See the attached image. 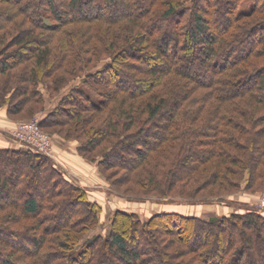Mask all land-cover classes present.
I'll return each instance as SVG.
<instances>
[{"label":"trees","instance_id":"trees-1","mask_svg":"<svg viewBox=\"0 0 264 264\" xmlns=\"http://www.w3.org/2000/svg\"><path fill=\"white\" fill-rule=\"evenodd\" d=\"M13 2L25 16L8 5L0 23V107L10 116L44 102L41 82L58 93L66 74L83 72L84 87L62 92L41 124H56L51 116L65 109L61 135L78 140L103 173L125 170L119 179L107 175L114 192L167 196L197 177L200 185L186 188L192 195L178 196L212 200L221 195L193 194L243 180L264 187V0H0ZM89 111L107 115L93 124L82 115ZM78 129L89 138L72 136ZM101 208L51 157L24 144L0 146V264H264V214L252 208L147 219L118 209L109 235L75 251Z\"/></svg>","mask_w":264,"mask_h":264},{"label":"rangeland","instance_id":"rangeland-1","mask_svg":"<svg viewBox=\"0 0 264 264\" xmlns=\"http://www.w3.org/2000/svg\"><path fill=\"white\" fill-rule=\"evenodd\" d=\"M57 1H60V0H57ZM191 1L192 0H187L189 5H190ZM39 2L42 3V0H37V3H39ZM106 3H107V0H106ZM8 5H11L14 8L13 11L18 13L17 14L18 19L25 16V14L20 12V7H19L20 5H18L16 2L0 3V23L4 22L8 18L6 16L7 14H5V12H4V11H7L11 7ZM155 10H156L155 14H160V2L156 5ZM2 14H5V15L2 16ZM25 22H26V24H25L26 26L33 25L31 21L25 20ZM9 25H11V24H9ZM218 27H220V26H217V28ZM39 31L40 30H38V33H40ZM42 36H46V35L42 34ZM9 37L10 36H8V38ZM195 45H197L196 40L194 41V46ZM195 51L197 52L196 46H195V50H193V55H195L194 54ZM109 59H111V58H110V55L108 54V56L103 61H101L98 64V66H96V68H93V70L98 69V67L101 68L103 63L108 61ZM21 68H24V66L18 67L17 71ZM76 72H74V74H69V75L66 74V77H65L66 80L61 85V91H59L60 93L59 92L56 93L55 91H52L51 90L52 88H49L48 85L46 84V82H41L39 87H40V89L44 95V102L43 103H39V102L33 103V101H32V102L28 103L26 105V107L24 106L25 107L24 110L20 111L18 114H14L11 116L7 112L8 118L17 121V125L12 130L13 138L18 140L16 130L18 129L21 122L31 121L33 119H38L40 121V129L51 137L52 146L56 145V141L60 142V143L71 142V141L78 143V140H76V139H66L65 137H63L61 135V132L64 129L68 128V124H58L57 120L58 119H60L62 121L69 120L68 118L70 115H69V113L65 112V109L64 110L61 109L58 111V113L51 116L52 119L54 121H56V122H54L56 124L50 125V126L46 125L44 127L41 124L42 120H44V118H46V117L48 118V114H50V112L53 109H57V107H59V105L61 104V97L63 95V94H61L62 92L66 93L68 91H71L75 87H82L83 86L81 81L83 79L84 74H83V72H78V71H76ZM1 78H4V77H1ZM46 80L51 82V80L48 78ZM85 89H86V94H88V96H91V98L95 102H97L101 99V97H100L101 94H99L97 91H95L91 88H89V89L85 88ZM5 97L6 98H8V97L12 98V95L8 93ZM18 97H15V99H18ZM31 105H32V107L38 106V105L39 106L43 105V109H39L34 114H28V109L30 108ZM64 105L66 107L71 106L70 102H66V103L64 102ZM5 108L7 110L6 106H5ZM101 114L102 115H95L94 112L89 111V112H84L82 115L84 117H87V118H93V124H96L100 121L101 116L105 118L107 115L106 112L101 113ZM51 117L49 119H51ZM71 135L72 136L76 135L79 137V139L80 138H82V139L89 138L86 136L87 134L84 133V130L72 132ZM68 140H70V141H68ZM19 142L21 144L25 145V143H23L21 141H19ZM98 151H100L99 148L92 150L90 152V154L91 155H97ZM77 155L81 159H84V160L91 162L92 164L96 165L95 162L90 161L86 157H84L78 151V149H77ZM46 156H48V155H46ZM54 163H55V161H54ZM57 166L60 170L65 169L62 167V164H60V163H57ZM96 167H97V165H96ZM94 168H95V166H94ZM158 169L160 170V167ZM97 170L99 172L98 175H100V176H98L97 181H95V180L91 181L89 177H86V176L83 177L82 175L79 174L80 180H82V179L86 180V185H85L86 187H83V188L87 191L91 200L96 201L102 208H101V211L99 213V220L97 221L96 226L94 228H91L90 230H88L86 236H84V238L80 241V243L76 247L75 251H77V252L80 251L81 245L83 244V242H85V240L91 239L98 234H100L104 237L106 235L110 234V232L112 230L111 229L112 224H113V215H114L115 211L118 209H123V210L128 211V212H136L142 219L149 218L155 212H159V211L161 212V211H167V210H176V211L181 212V213H185L188 215L189 214L190 215H198V216H201L203 218H208V217L213 216V215H223L221 212H222V210L224 211V209L226 210V211H224L225 212L224 214H230L231 212H236V211H245L246 208L247 209L252 208V209L257 210V211L264 214V208H262L260 206V202L264 198V187H263V185H258V187L256 185H253L251 188H247L246 180H243L241 185L238 187H233V188L230 187V188L225 189V190H221V189L219 190L218 187H216L214 185L211 186V184L210 185L208 184L205 187L200 188V190L197 191L198 193L195 192L193 194L195 196V198L203 197V196L206 197V196L212 195V194H214L215 196L221 195V196L216 197L215 199H212V200L211 199L210 200L209 199H201V198L200 199H188L185 197L178 196V195L186 196V194L188 196H191L192 194H188L186 192V191H188V189H186V188H187V186L189 187L191 184L194 187L196 185L197 186L200 185L201 178H199V177H197L198 179H197V181H195V183L191 182V184L184 185V187H180L183 184L180 182L176 186V188L174 189L173 193H171V195L161 196L160 194H158V191H152L150 193V195H146L147 193L145 192V190H146L145 188L141 189V188H133L132 187L133 190H131V193H130L132 196H124V195L118 194L116 191L114 192L113 185L111 184V181L108 180L107 175L113 174L114 179H119L123 174L126 173L125 170L115 168V169L107 170V171H105V173L100 171L98 169V167H97ZM130 171L131 170H129V172ZM136 172H140V175H142V176L147 175V172L145 170H142V169L137 170ZM76 175L77 174H75L73 176L78 177V175L77 176ZM212 180H213V178L211 179V181ZM71 181L73 182L74 179L73 180L71 179ZM79 185H80V183H79ZM89 185L90 186L92 185V187L90 188ZM131 185L134 186L133 184L118 183L119 189L123 190V191L128 190V188H131ZM261 186L263 187V189ZM143 195H145V196H143ZM227 209H229V211ZM234 209H237V210H234ZM79 216H77V217H79ZM77 217H75V218H77ZM32 221L33 220H28V222H32ZM24 223H27V222H24ZM262 246H263V244L261 242V247ZM26 247L29 248V246H26ZM30 249H33V247L31 245H30ZM216 257L217 256L214 254H211V256H210V258H212V260L216 259ZM254 257H256V256L254 255ZM31 259L32 258L30 257V258L26 259L25 261L28 262ZM18 262H19V264H24L23 259H19ZM37 263H38V260H37Z\"/></svg>","mask_w":264,"mask_h":264},{"label":"crops","instance_id":"crops-1","mask_svg":"<svg viewBox=\"0 0 264 264\" xmlns=\"http://www.w3.org/2000/svg\"><path fill=\"white\" fill-rule=\"evenodd\" d=\"M17 125L16 120H12L8 118L7 116V110L5 107L0 108V146L1 147H11V148H18L20 145H22L19 140H16L12 136V130ZM77 145L78 143L71 141V142H64L60 143L56 141V145H53V155L52 159L55 161V163L62 164V167L65 168L63 171L67 173V176L70 179H74V182L76 185H80L82 187H86V180L82 179L80 180V175L83 177H89L91 181L98 180L99 172L97 170L96 165L92 164L91 162H88L84 159H81L77 155ZM62 146V147H61ZM58 160V161H57ZM59 165V164H58ZM95 166V168H94ZM77 174L78 177H75L73 175ZM76 175V176H77ZM85 183V184H84ZM79 185V186H80ZM88 186V185H87ZM89 187L91 188L92 185ZM229 211V209H227ZM237 210V209H234ZM224 211H226L224 209ZM222 210V214L224 212Z\"/></svg>","mask_w":264,"mask_h":264},{"label":"built area","instance_id":"built-area-1","mask_svg":"<svg viewBox=\"0 0 264 264\" xmlns=\"http://www.w3.org/2000/svg\"><path fill=\"white\" fill-rule=\"evenodd\" d=\"M16 134L19 141L25 143L33 150L52 158L53 146L51 137L40 129V121L38 119L21 122ZM260 206L264 208V198L261 200Z\"/></svg>","mask_w":264,"mask_h":264}]
</instances>
